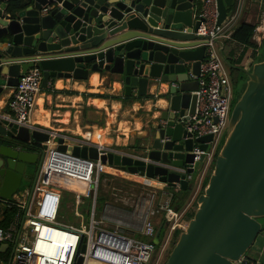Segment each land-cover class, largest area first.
Wrapping results in <instances>:
<instances>
[{
    "label": "water",
    "instance_id": "water-1",
    "mask_svg": "<svg viewBox=\"0 0 264 264\" xmlns=\"http://www.w3.org/2000/svg\"><path fill=\"white\" fill-rule=\"evenodd\" d=\"M200 2L0 0V95L17 86L22 74L36 63L44 70L43 87L55 77L87 80L93 71L118 77L127 96L136 90L138 97H146L151 83L168 84L162 94L167 106L156 122H150L136 154L86 140H80L82 147L66 146L62 137L54 136L62 150L100 159L102 165L158 180L168 188L180 182L181 189L187 190L186 175L165 165L194 172L189 166L193 142L181 140L185 130L176 119L194 112L196 106L192 91L199 85L187 76L185 62L192 61L198 74L205 58V47L198 46L200 37L194 34L200 24L194 23ZM233 2L217 0L219 25ZM45 7H49L47 13ZM184 26L187 33L182 32ZM223 56L229 67L247 76L246 88L233 108L226 139L198 196L194 216L165 264H243L264 229V59L247 69ZM0 135L19 143L0 144V199H13L27 165L40 161L41 167L53 135L2 120L1 115ZM211 139L208 135L199 140ZM161 231L160 226L156 244ZM8 246L1 244L0 253ZM83 260L79 256L77 263Z\"/></svg>",
    "mask_w": 264,
    "mask_h": 264
},
{
    "label": "built area",
    "instance_id": "built-area-1",
    "mask_svg": "<svg viewBox=\"0 0 264 264\" xmlns=\"http://www.w3.org/2000/svg\"><path fill=\"white\" fill-rule=\"evenodd\" d=\"M200 1V8L194 13V23L200 21V24L194 34L200 37L198 46L205 47V58L201 62L198 74L192 68V61L185 62L189 79L198 81V89L192 91V94L197 96L196 106L194 112L187 111L176 119L177 123L183 124L185 130L181 140L193 142L190 153L194 158L189 166L195 171L196 163L200 162L199 168L202 170L198 180L199 185L203 183L204 175L213 170L216 156L221 148L218 146L220 136L229 125L233 96L232 82L218 41L225 35L224 26L228 23L229 17L227 16L219 25L217 0ZM48 10L49 7H45L43 11L47 13ZM187 31L188 27L184 26L182 32L187 33ZM253 40L258 47L264 42V10L260 11ZM43 77L44 70L37 63L22 74L18 85L13 88L9 102L10 113L3 115L2 120L30 129H41L33 124L30 118L36 109ZM208 135H212L211 140L205 142L199 140ZM62 138L66 146L82 147L84 144L79 139ZM179 142L177 141V144ZM47 144L48 149L30 198L27 200L16 195L13 199H0L7 207L18 208L9 226H0V245H9L5 252L11 250L8 264H78L79 256L84 258L82 264L150 263L156 251L157 244L154 238L158 229L152 217L163 213L165 216H173L175 220L179 214L172 206L174 196L165 192L163 188L161 193L158 190L145 189L146 195L139 198L136 207L131 211L133 219L139 221L138 226L135 227L137 230L127 235L124 233L126 229L120 224L116 225L115 230L107 229L104 227V220L116 212V207L108 201L113 198V202H124L129 199L126 196L133 193L116 185L110 186V191H106L104 212L101 218L99 214L100 219L96 218L99 213L97 198L105 184L102 182L104 178L101 179L103 169L100 168L102 165L100 159L94 160L75 155L67 149L62 150L58 148L60 144L53 136ZM165 166L171 171L186 175L185 179L188 182L193 179V173H188L185 167ZM57 177L67 178L70 186L57 184L55 182ZM73 183L75 185H72ZM162 184L164 188L167 187L166 184ZM176 188L181 189L180 182L177 183ZM66 192L73 195V201L77 206L86 200L91 205L87 219H84V214L75 211V215L80 218L79 226L59 220ZM110 194L113 197H110ZM165 197L167 198L164 200ZM181 221L182 218L177 225ZM126 224L128 227L134 226V224ZM137 233L150 240L136 237ZM83 246L84 252H82ZM0 264L5 263L0 259Z\"/></svg>",
    "mask_w": 264,
    "mask_h": 264
},
{
    "label": "crops",
    "instance_id": "crops-1",
    "mask_svg": "<svg viewBox=\"0 0 264 264\" xmlns=\"http://www.w3.org/2000/svg\"><path fill=\"white\" fill-rule=\"evenodd\" d=\"M229 8V20L224 26L226 36L224 35L218 40L222 47L221 51L233 64L249 69L255 62L261 60L258 49L238 44L232 36L242 23L256 24L258 22L260 11L264 10V0H234ZM243 52L245 54L240 61ZM167 90L168 84L166 83L160 85L151 83L146 97H138L136 90L131 96H127L120 79L107 72L102 74L96 71L90 72L87 80L55 77L49 80L47 86H42L37 97L36 109L30 121L43 130L52 132L53 137L58 135L59 137L86 140L129 154H136L138 142H141L142 138L146 136L150 122H156L161 111L167 106L162 95ZM12 94L13 88H7L0 95L1 116L10 113L9 102ZM55 139L57 140V138ZM111 175L116 177L119 174ZM123 177L130 179L129 176ZM131 177L138 179L139 182L136 183L148 191H159L165 187L155 179H148L136 174H132ZM112 181H107L106 186L103 185L102 191H110V186H115ZM194 186L200 188L198 182ZM164 191L169 193L167 189ZM105 195L107 197V194ZM110 197L113 196L110 194ZM188 198L191 199V197ZM173 199L172 206L174 207ZM108 203L114 205L113 198ZM186 204L187 201L184 206ZM193 204L191 201L189 209L193 207ZM6 208V204L0 201V220L4 218L3 214ZM103 208L105 209V206ZM104 209L101 213L104 212ZM176 212L181 214L182 210ZM157 217L163 220L165 215L162 213ZM243 264H264V241L261 246H255L248 252Z\"/></svg>",
    "mask_w": 264,
    "mask_h": 264
},
{
    "label": "rangeland",
    "instance_id": "rangeland-1",
    "mask_svg": "<svg viewBox=\"0 0 264 264\" xmlns=\"http://www.w3.org/2000/svg\"><path fill=\"white\" fill-rule=\"evenodd\" d=\"M259 54H260V56H264V47H261L259 49ZM226 69H227V72H228L229 77L231 79L232 87H233V96H232V100H231V110L229 113V115H230L229 121H230L233 108H234L235 104L237 103L238 99L242 96V94L246 88L247 76L243 75L241 77V79L238 81V79L236 78L237 77L236 76L237 71L234 70L233 68L229 67L227 64H226ZM227 133H228V129H226L222 133V135L220 136L219 143H218L219 147H221V145L224 143ZM218 150H219V148H218ZM214 165H215V163H214ZM39 168H40V161L37 163H29L27 165L26 172H25L24 178L22 180L21 187L16 194L17 196H22L27 200L30 198L32 188L34 187L37 176H38ZM201 170L202 169L197 168L193 172V179L189 182L190 188L192 187L191 193L189 195V197H191V199L188 198L189 200H187V204L182 209L181 214H179L173 222H171V220L168 219V217H165V219H163V220H160L159 217H152L153 223L155 225H157L158 228L160 227L161 222H162V224L164 222V225H163L162 232L160 235V243L156 245V251L153 255V258H152L150 264H165V262L167 261L169 255H170L171 250L174 248L175 241H177L179 238V237L177 238V232L176 231L179 230V232L181 234V231L187 227L188 220H187V218L184 220V217L190 211H191L190 213H192V214L195 212V209L197 207L198 196L201 194V190L203 188L205 180H207V178L209 177V175L211 173V172H207L204 175V181L200 185V188H198V187L195 188L194 185L197 184V182L201 176ZM111 174H114V173H111ZM111 174L108 171L106 172V171L102 170L101 171V179L104 178L102 182L106 184L107 181L113 180L112 182H114V185H116L118 187H122L125 191H131L133 193V195H127L126 197H129V199H127L124 202L123 201L113 202L114 207H116L115 208L116 212L110 214L109 218L104 220V227L107 229H110V230H115L116 225L120 224L122 227H124L126 229V230H124V233L127 235H131V234H133L134 230L135 231L137 230V228H135V227H137L139 224V221L133 219L131 211L136 207V205L139 201V198L141 199V197H144L146 195L147 190H145L142 187V185L136 183V182H139L138 179H136V178H132V179L130 178L129 179L126 177L127 178L126 179L123 177V175L122 176L117 175L116 177H113V175H111ZM110 179H112V180H110ZM104 189H106V187H104ZM163 189H167L170 194L178 197V201H180L181 197L183 196L182 191H179L175 187L174 188H168L167 187V188H163ZM106 191L107 190H103L102 193L107 194ZM159 191L161 192V190H159ZM191 201L194 204H193V207H191L189 209L188 206H189ZM87 202H88V200H86V202H84L83 204L77 206V204L74 203V201H73V195L70 194L69 192H66L65 199H64L63 204H62L59 220L66 222L68 224H73L75 226H79L80 218L75 215V211L77 210L78 212L84 214V219H87L88 213L91 209V205L89 204V202L88 203ZM103 206H104V204L101 201H99L98 206H97L99 213L96 216V218H99V214H100V218H101V216H102L101 212L103 210ZM188 209H189V211H188ZM190 216H191V214H190ZM182 217H183V220L177 225V223L180 221V219ZM261 221L264 224V218H262ZM126 223L134 224V226H132L133 228L128 227ZM180 234H179V236H180ZM136 237L144 239V240H150L147 237L140 236L138 233H137ZM263 237H264V231H262L260 233V235H259V237L255 243L256 245H254V247L262 245V242L264 241ZM10 256H11V250H9L5 253L4 252L0 253V259L5 264H8Z\"/></svg>",
    "mask_w": 264,
    "mask_h": 264
},
{
    "label": "trees",
    "instance_id": "trees-1",
    "mask_svg": "<svg viewBox=\"0 0 264 264\" xmlns=\"http://www.w3.org/2000/svg\"><path fill=\"white\" fill-rule=\"evenodd\" d=\"M229 11H231V8H229ZM255 26H256V24L242 23L235 30V32L233 33V36H232L233 40L236 43H238V44L244 45L246 47H253V48L258 49V51H259V49L261 47H264V42L262 43V45L260 47H258V45L254 42L253 35H254V31H255ZM244 54H245V52H243V54L241 55L240 61L243 59ZM260 59L263 60L264 59V56H261ZM116 99H119V98H116ZM208 178H207V180H205L201 192H203V190H204V188H205V186H206V184L208 182ZM191 190H192V187L190 188V186L188 187L187 190H181L182 193H183V196L181 197V200L180 201H178V197H176V196L173 197L174 198L173 199V205H174L173 209L175 210V212L182 210V208L184 207V203L187 201V199H188V197H189V195L191 193ZM106 199H107L106 195L101 192L100 195L97 198V201L98 202L101 201L102 203H104V201ZM17 211H18V208L15 207V206L14 207H7L5 209V211H4V214H3L4 215V218L2 220H0V226H2V227H8L9 224L12 222L13 218L15 217ZM190 212H188L186 214V216L184 217V220L187 218V220L189 221L194 216V213L195 212L193 214L190 213ZM190 214H191V216H190ZM165 217H168V219H170L171 221L174 220V217L173 216H165ZM165 217L163 219H165ZM182 220H183V218H182ZM163 225H164V222H163V224L161 223L160 226L163 228ZM183 230H185V229H183ZM176 232H177V238H178L180 232H179V230H177ZM175 243H176V241H175Z\"/></svg>",
    "mask_w": 264,
    "mask_h": 264
},
{
    "label": "bare ground",
    "instance_id": "bare-ground-1",
    "mask_svg": "<svg viewBox=\"0 0 264 264\" xmlns=\"http://www.w3.org/2000/svg\"><path fill=\"white\" fill-rule=\"evenodd\" d=\"M44 96V95H43ZM76 100V99H75ZM1 103V102H0ZM47 113V112H46ZM68 113V112H67ZM115 116V115H114ZM66 119V118H65ZM82 128V127H80ZM69 129V128H68ZM71 129V128H70ZM84 137V136H83ZM102 146V145H101ZM101 169H103L104 171H108V172H112L114 174H119V175H123V176H129L130 178H133L131 177L132 175H129L128 173H125L124 171L122 170H119V169H116V168H111L109 166H106V165H101L100 166ZM55 182L57 184H60V185H64V186H70L68 184V179L67 178H64V177H57V179L55 180ZM78 184V183H77ZM72 185H75V183H73ZM79 185V184H78ZM90 264H98L96 262H91Z\"/></svg>",
    "mask_w": 264,
    "mask_h": 264
},
{
    "label": "flooded vegetation",
    "instance_id": "flooded-vegetation-1",
    "mask_svg": "<svg viewBox=\"0 0 264 264\" xmlns=\"http://www.w3.org/2000/svg\"><path fill=\"white\" fill-rule=\"evenodd\" d=\"M236 78L238 79V81L241 79V77L243 76V74L241 72H236ZM236 90V89H235ZM0 144H5V145H14L16 146L17 144L19 145V143L17 142V140L15 139H10L4 136L0 135Z\"/></svg>",
    "mask_w": 264,
    "mask_h": 264
}]
</instances>
